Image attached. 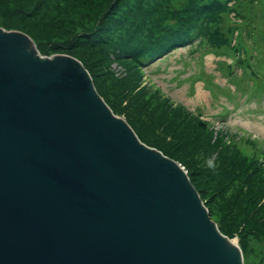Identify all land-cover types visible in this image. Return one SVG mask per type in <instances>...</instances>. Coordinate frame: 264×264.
I'll return each instance as SVG.
<instances>
[{
  "label": "water",
  "instance_id": "95a60500",
  "mask_svg": "<svg viewBox=\"0 0 264 264\" xmlns=\"http://www.w3.org/2000/svg\"><path fill=\"white\" fill-rule=\"evenodd\" d=\"M125 116L75 56L0 27V264H246Z\"/></svg>",
  "mask_w": 264,
  "mask_h": 264
},
{
  "label": "trees",
  "instance_id": "16d2710c",
  "mask_svg": "<svg viewBox=\"0 0 264 264\" xmlns=\"http://www.w3.org/2000/svg\"><path fill=\"white\" fill-rule=\"evenodd\" d=\"M0 27L27 33L43 55L65 52L79 59L99 94L114 113L126 115L139 139L185 167L210 216L219 213V230L239 235L243 256L248 238L264 243V180L233 170L239 162L203 138L200 120L187 119L181 128L166 103L137 91L145 66L197 37L201 47L232 59L220 63L235 90L238 81H253L248 95L264 100V0H0ZM112 63L121 66V76ZM234 66L241 70L237 76ZM136 95L162 115L159 123L174 133L173 144L147 138L129 120L127 106L149 108Z\"/></svg>",
  "mask_w": 264,
  "mask_h": 264
},
{
  "label": "rangeland",
  "instance_id": "374dc122",
  "mask_svg": "<svg viewBox=\"0 0 264 264\" xmlns=\"http://www.w3.org/2000/svg\"><path fill=\"white\" fill-rule=\"evenodd\" d=\"M168 13L173 15L177 14V11L169 9ZM197 41L196 37L191 43L177 47L145 66L139 73L143 75L136 90L144 89L157 100L166 103L172 109L181 128L187 119L188 122L191 120L193 123L195 120H200L198 124H202L203 138L217 145L225 155L239 162L233 170H239L242 177L262 182L264 180V100L256 101L248 95L247 90L251 85L253 86V81H238L235 90L232 80L229 79L231 75L220 63L223 60L231 62L232 59L210 52L205 47H201ZM110 66L116 76L122 75L119 64L112 63ZM240 71L234 66V76ZM106 84L108 85V82ZM135 97L146 104L149 110L139 109L133 106L134 104L132 109L127 106L129 120L135 122L147 138L158 143L169 141L173 144L175 140H171L170 137L174 136V133L164 130L159 123L162 115L153 111L143 99L137 95ZM121 106L124 109L126 107L122 104ZM213 156H217V153L214 152ZM215 213L216 216H212V219L220 216L216 211ZM246 249L244 252L246 264H257L260 259L264 260L262 241L250 237L247 239Z\"/></svg>",
  "mask_w": 264,
  "mask_h": 264
}]
</instances>
